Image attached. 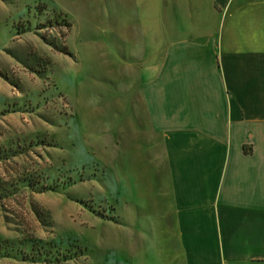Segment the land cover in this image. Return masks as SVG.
<instances>
[{
    "label": "crops",
    "instance_id": "obj_1",
    "mask_svg": "<svg viewBox=\"0 0 264 264\" xmlns=\"http://www.w3.org/2000/svg\"><path fill=\"white\" fill-rule=\"evenodd\" d=\"M100 1L148 161L119 264H264V0Z\"/></svg>",
    "mask_w": 264,
    "mask_h": 264
},
{
    "label": "rangeland",
    "instance_id": "obj_2",
    "mask_svg": "<svg viewBox=\"0 0 264 264\" xmlns=\"http://www.w3.org/2000/svg\"><path fill=\"white\" fill-rule=\"evenodd\" d=\"M97 3L99 25L90 0H0V155L17 151L0 178L39 180L0 206V264L120 262V206L148 161L130 107L136 74L120 83Z\"/></svg>",
    "mask_w": 264,
    "mask_h": 264
},
{
    "label": "trees",
    "instance_id": "obj_3",
    "mask_svg": "<svg viewBox=\"0 0 264 264\" xmlns=\"http://www.w3.org/2000/svg\"><path fill=\"white\" fill-rule=\"evenodd\" d=\"M65 16H62L61 13H58V15L56 16L54 22L56 25L60 26L61 24H64L66 26V28H68L70 26V23L67 22V20L64 18ZM17 155V151L15 150H12L10 151V153L6 156H1L0 155V161H5L7 159H10L14 156ZM25 179L27 180H30L31 181V185H34V184H37L39 182L38 181H35L34 178H32L30 175L24 179H8V180H4L2 178H0V206L1 208L3 209L4 205H3V202L7 199H10V198H13L15 197L21 190L20 186H23L21 185V182L24 181ZM45 186H41V189H44ZM31 205V209H32V212L34 213V215L36 217H39L40 214L42 213V210L37 206L35 205L34 203H30Z\"/></svg>",
    "mask_w": 264,
    "mask_h": 264
}]
</instances>
